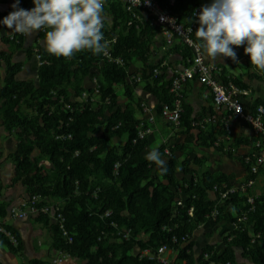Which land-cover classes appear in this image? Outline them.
<instances>
[{"label": "trees", "instance_id": "trees-1", "mask_svg": "<svg viewBox=\"0 0 264 264\" xmlns=\"http://www.w3.org/2000/svg\"><path fill=\"white\" fill-rule=\"evenodd\" d=\"M158 1L177 15L181 23H196L195 31L199 28L195 10L212 3V0H174L173 4L171 0ZM19 7L31 10L33 0H20ZM13 10L12 5L0 10V21ZM130 21H133L131 25ZM103 22L105 36L117 37L112 51L114 56L124 58L125 66L105 60L102 53L94 55L87 50L71 59L49 55L42 44L45 32L41 30L36 45L28 50V57H36L35 49H38L44 62L38 66L35 78L19 80L24 63L14 61L12 55L0 50L4 62L0 119L17 140L9 154L13 166L11 182L6 185L0 177V217H8V205L2 200L5 190L20 183L26 198H41L39 206L60 203L72 242L63 235L52 214L40 213L32 218L48 229L56 252L69 253L79 264H225L228 261L236 264L237 249L254 264H264V166L252 173L243 155L235 154V147L252 144L253 139L235 136L228 151L223 145L218 147L216 142L225 131L204 121L207 113H215L213 96H209L208 110L195 112L186 101L185 92L180 124L175 126L167 121L169 125L189 135L199 130L195 140L199 148H214L230 159L239 160L246 173L243 181L253 179L254 184L245 191L230 193L223 200L218 193L212 196L215 184L233 186L243 181L232 173L193 170L187 158L180 161L174 155L176 150L184 152L185 143L171 145L170 154L165 152L166 144L160 145L159 153L169 157L167 172L162 174L160 167L144 155L149 139H138L142 122L138 113L142 112L143 101L136 99L133 92L142 85L157 100L153 108L155 118L164 119V104L174 103L170 93L172 78L166 77L162 62L146 64L141 76L134 77L129 74V66L138 54L147 60L145 52L148 53L157 35L164 37V29L162 25L151 24L148 18L144 17L143 21L134 18L121 0H107ZM18 37V42L10 37L4 41L21 47L23 34ZM193 38L196 41L195 32ZM165 44L168 54H179L184 66L191 65L193 51L188 44L180 39L173 43L165 39ZM244 47L233 46V50L237 60H244L241 66L246 81L244 75L232 76L225 66H217L222 69L220 77L224 83L231 81L252 89L253 82L264 83V72L251 65ZM224 58L236 66L231 58ZM155 67L160 68V73L154 76ZM147 68H150L148 74ZM93 81L95 85H90ZM84 91L88 92L86 99L82 97ZM123 94L127 97L124 107L119 102ZM253 97L252 108L264 104V99ZM189 135L187 140L191 138ZM116 139L123 140L121 146L112 145ZM118 161L121 165L116 174L114 167ZM194 161L201 163L197 157ZM179 167L191 177L180 180ZM259 180L262 181L260 192L255 193ZM249 196L254 197L253 204L249 203ZM178 198L183 200L181 206L177 205ZM215 209L218 214L213 219ZM108 211L111 213L106 215ZM209 221L230 225L222 237L224 250L220 253L216 245L208 244L196 254L192 234ZM5 225L18 239V246L2 233L0 242L11 253L21 255L24 250L21 233L10 222ZM124 229L131 231L128 239L118 235ZM162 245H168L176 253L172 262L140 256L142 250L150 248L156 253ZM27 264H48V261L35 258Z\"/></svg>", "mask_w": 264, "mask_h": 264}, {"label": "built area", "instance_id": "built-area-1", "mask_svg": "<svg viewBox=\"0 0 264 264\" xmlns=\"http://www.w3.org/2000/svg\"><path fill=\"white\" fill-rule=\"evenodd\" d=\"M127 11L132 12L133 17L139 21H143L144 17L151 20V24L162 25L164 31L163 35L168 43H173L176 39L182 40L185 44H188L193 51V58L190 66H182L176 68L172 75V81L170 86V93L173 95L174 103L164 104L162 109L163 118L173 123L175 126L180 124L181 114L183 112L182 99L185 94V88L188 81H198L199 83L205 85L209 93L213 96V104L215 106V113H207L204 119L205 123H214L218 127H221L225 131V135H222L216 142L219 147L224 146L225 150L228 151L230 148L229 142L233 140V127L236 120H243L247 122L251 128L250 138L253 139V143L249 144L248 151L243 154V161L245 164L250 165L252 173H257L261 166H264V104H258L255 108L251 107V104L255 97H250L252 89L242 88L238 85L233 84L231 81L229 84L224 83L220 75L221 70L217 65L212 63L208 58L204 57L196 48L189 44V40L195 42L193 34L196 29V23L186 25L181 23L177 15L173 14L168 7H163L158 0H149L148 4L144 3V0H121ZM141 2V3H140ZM174 0H171L173 4ZM107 0H105L104 7L106 6ZM140 3V4H139ZM202 8L198 7L195 10L194 15L198 17L200 10ZM103 16V14H102ZM164 17L165 19H161ZM133 20V19H131ZM133 21L129 22V25ZM104 24V22H103ZM103 30V29H102ZM103 32V31H102ZM104 34V33H103ZM11 39L18 42V33H14L10 37ZM105 40L108 42L105 51L102 53L105 60L114 62L119 66H125L126 61L122 56H114L113 45L117 40V37L108 38L104 34ZM36 50V58L38 59V66L44 61L42 55ZM164 66V63L162 64ZM160 73V68H154V76ZM130 74V72H129ZM4 77V72L0 71V80ZM138 80L140 77L137 78ZM82 97L86 99L88 97V92L84 91ZM142 112L145 115L142 118L140 129L138 132V139L148 138L153 133V126L155 125L156 118L154 113V106L150 105L148 102L143 101L141 103ZM147 125H145L146 123ZM204 125V123H201ZM59 137V136H58ZM71 137V135H69ZM167 154L170 151L166 150ZM121 162L118 161L114 167L115 173H118ZM197 180V176H195ZM254 184L253 179L243 181V183H238L233 186H229L227 183L215 184L211 193L216 196L218 193L221 200L225 199L230 193H236L238 191H245L248 187ZM41 198L34 196L30 198H24L19 204L13 205L8 209V217L10 219H25L28 217H36L40 213H50L63 233V235L68 239L69 242L73 241V236L68 232L65 226V217L62 213L61 206L59 202L50 205L39 206ZM220 200L219 203L222 201ZM249 203H254V197H248ZM183 200L178 198L177 205L181 206ZM254 207H250L253 209ZM193 208L190 209V214H192ZM111 211L106 212L109 215ZM218 210L215 209L212 213L213 219H216ZM2 219L0 217V233L8 237L15 247L18 246V239L11 231L7 228L5 223L9 222V218ZM241 220V219H240ZM235 226V225H234ZM131 231L129 229H124V231H119L118 235L128 239L130 237ZM187 237L184 238L185 242ZM174 241L177 238L174 237ZM169 252L175 255V252L171 250L168 245H162L158 248L157 252L154 253L150 248H146L140 252V256L148 257L150 259H158L163 263H170L174 260L171 257H165L164 253ZM209 256V254H206ZM71 256L66 252H58V254L48 261V264H67L71 260ZM0 264H2L0 262ZM27 264V263H25ZM213 264V263H211ZM225 264H232L228 261Z\"/></svg>", "mask_w": 264, "mask_h": 264}, {"label": "crops", "instance_id": "crops-1", "mask_svg": "<svg viewBox=\"0 0 264 264\" xmlns=\"http://www.w3.org/2000/svg\"><path fill=\"white\" fill-rule=\"evenodd\" d=\"M15 2V0H0V10H6L10 5H12ZM14 35L13 32H11L10 29H8L5 25H0V50L4 51L6 53H9L12 55L14 61H22L24 63L22 70L19 74H23L22 76H18L19 80L23 79H30L35 78L37 75V69H38V59L34 57H28V50L32 47H34L38 40V32L34 33L31 37L23 35V45L21 47H16L14 44L8 43L7 41H4V39H8V37H11ZM17 35V33H16ZM161 39V41H160ZM42 40H40L41 42ZM148 53L145 52V55L147 57V60L144 61V59L138 54L132 62H130L129 66V72L134 77L135 75H140L142 70L145 68V65L153 66L158 62L164 63L163 70L165 71L166 77L170 79L173 75L174 70L178 67L184 66L182 63L181 56L176 53H167V47L165 44V38L157 35L155 39L153 40L152 44L149 45ZM139 52V51H138ZM212 63L215 65H221L225 66L231 74V67H238L239 69L242 68L241 65H243L242 59L238 60L239 63H236V66H233L231 63H229L224 57H217L215 59L208 58ZM146 65V66H147ZM0 66L4 68V62L3 59H0ZM4 69H2L3 71ZM150 68H147V74L149 73ZM4 72V71H3ZM18 74V75H19ZM244 75V73H242ZM241 74V75H242ZM232 75V74H231ZM241 75H238L240 77ZM139 76V77H140ZM24 77V78H22ZM246 76L244 75L243 80L246 81ZM254 83H252V93L250 97L256 96L264 99V91L258 90V92H255L254 89ZM187 91L185 94L186 101L191 104L195 110V112H202L203 108H206L208 110L211 105L210 99V93L208 88L199 83L198 81H192L189 82V84L186 85ZM134 96L136 99H142V101L148 102L150 105L154 106L157 103L156 98L153 95L148 94L146 91H144L142 85L137 86L134 88ZM127 100V97L123 94L119 98L120 104L124 107L125 102ZM139 117L142 119L145 117L143 112H139ZM0 177L4 181L6 185H8L11 182V175H12V162L11 160L8 161L7 158L9 154L14 151L10 150L6 152V149L1 147L2 144L7 143L12 144L14 142L17 143L16 137L14 135H11L4 127L2 123H0ZM174 128V129H173ZM171 127L169 123L165 119H158L156 118V122L154 125L153 135L150 136L149 139V145L144 150V155L146 156L147 153H149L151 150L156 149L159 151V147L162 144V142L157 144V139L164 136L165 138L170 137L171 134L176 131L175 127ZM192 132L195 133V140L196 136L199 133L198 130H193ZM182 134H178L177 138H171L170 137V145H174L177 143H184V141L187 139L188 135L187 133L181 132ZM251 135V128L249 124L243 120H236L234 122L233 127V136H250ZM157 140V141H156ZM174 140H176L174 143H172ZM232 143V142H231ZM11 146H9V149ZM249 147L247 144H240L237 147H235V154L236 155H243L248 151ZM170 151L169 147L166 146L165 152ZM6 153V154H5ZM219 153L214 148H200L199 153H197V156L194 158H201V165L196 166L197 164H194V159L191 156L185 157L184 153L181 150H176L174 155L180 160L188 159L191 164L190 168H192L195 171H204L205 168L212 172H225V173H232L235 175L237 180L244 179L245 178V171L243 164L237 160V159H230L227 156H224L223 154H219L220 156H217L216 154ZM161 155V154H160ZM161 158L168 162L169 157L168 155H161ZM235 160H237L242 167V170H239V167L236 165ZM212 161L216 164L215 169L210 166L212 164ZM206 162L207 165L206 166ZM205 166V167H204ZM240 167V169H241ZM181 168V167H179ZM178 168V170H179ZM202 168V170H200ZM183 170V168H181ZM206 170V169H205ZM179 173V171H178ZM183 173V172H182ZM183 178L189 179L191 177L190 174H183ZM180 180L183 178L179 177ZM241 181V180H239ZM212 196L214 194L211 193ZM24 198H26V193L24 192V188L20 183H17L13 187H8L5 190V193L2 197V200L8 205V209L16 204H19ZM9 218V217H8ZM9 222L19 230L21 233V236L24 240V250L21 253V255H15L11 253L10 251L4 252L0 249V262L2 264H21V263H27L31 259L38 258L40 260H49L50 258L56 256L58 252L54 250L52 246V239L51 236H49L50 241V250L48 252L49 247L45 246L42 243L41 238L39 235L43 233L41 231V223L34 222L32 217H28L25 219H10ZM227 227H230L229 224L225 223H214L213 221H209L203 225H201L197 230L194 231L192 234V241H194V251L196 254L200 253V251L208 244L216 245L217 251L222 253L224 250L223 245V235L222 231L226 229ZM47 231L48 229L45 228ZM49 233V231H48ZM50 235V233H49ZM49 254V256L47 255ZM51 254V257H50ZM67 264H79V261L71 259L67 262ZM236 264H254L250 259L244 258L241 255V249H237V260Z\"/></svg>", "mask_w": 264, "mask_h": 264}, {"label": "clouds", "instance_id": "clouds-1", "mask_svg": "<svg viewBox=\"0 0 264 264\" xmlns=\"http://www.w3.org/2000/svg\"><path fill=\"white\" fill-rule=\"evenodd\" d=\"M19 3L15 0L14 10L0 23L13 33L29 37L43 30L42 44L47 54L71 59L86 50L94 55L105 51V0H33L31 10L20 8ZM198 23L196 41L189 40V44L204 57H228L239 63L233 46L246 45L244 52L251 65L264 72V0H212L200 10ZM146 159L159 166L162 174L167 172L158 150H151Z\"/></svg>", "mask_w": 264, "mask_h": 264}, {"label": "rangeland", "instance_id": "rangeland-1", "mask_svg": "<svg viewBox=\"0 0 264 264\" xmlns=\"http://www.w3.org/2000/svg\"><path fill=\"white\" fill-rule=\"evenodd\" d=\"M160 41H161V39H160ZM242 62H244V60L242 59ZM2 69H4L3 67H1L0 66V71H2ZM4 71V70H3ZM230 71H231V74H232V76H238V75H241L242 73H244L245 74V71H244V69L243 68H238V67H234V68H232L231 67V69H230ZM22 76L23 74H19L18 76ZM243 75V74H242ZM22 78H24V77H22ZM90 85H95V81H93L92 82V84H91V82H90ZM254 89H255V92L257 93L258 92V90H262V91H264V83L263 82H255L254 83ZM122 92V91H121ZM0 123H2V120L0 119ZM1 125V124H0ZM153 128H154V126H153ZM154 133V132H153ZM153 133L151 134V135H153ZM178 134H182L181 133V131H179V130H174V132L171 134V138H177V136H178ZM195 135V133L194 132H192V134H190L189 136L191 137L190 139H186L185 141H184V143H185V145H186V149L184 150V156L185 157H188V156H191V157H195V156H197V153H199V146H197L196 145V143H195V138H194V136L192 137V135ZM150 135V136H151ZM150 136L148 137V138H150ZM170 137H167V138H165L164 136H162L161 138H159V139H157L156 141H157V144L158 143H160V142H162V144H166L168 147H170L171 145L169 144V142H170ZM234 137L235 136H233V140H234ZM233 140H231V142L233 141ZM176 140H174L172 143H174ZM231 142H229V144L231 145ZM123 143V140L122 139H116V140H114V142L112 143V145H116V146H121V144ZM161 144V143H160ZM177 144H181V143H177ZM6 145V143H4V144H2L1 145V147H2V149L3 148H5L6 149V152H8V151H10V150H13V149H15V147H16V143L14 144V142L12 143V144H8L7 143V146L8 147H6L5 146ZM174 145H176V144H174ZM174 145H172V146H174ZM9 146H11V148L9 149ZM37 151H35V155H37ZM6 154V153H5ZM220 153H217L216 155L217 156H220L221 157V155H219ZM199 158V157H198ZM195 159V158H194ZM194 159H192V161H193V166H195L194 164H197L196 166H199V165H201V163H197V162H195L194 161ZM201 159V158H200ZM7 160L8 161H10V159H9V156H8V158H7ZM165 160V159H164ZM188 160V159H187ZM189 161V160H188ZM191 161V162H192ZM235 163H236V165L239 167V170H242V167H241V164L237 161V160H235ZM206 166H208L207 165V162H206ZM210 166H212V168L213 169H215V166H216V164L212 161V164H210ZM205 167V166H204ZM240 167H241V169H240ZM182 168V167H181ZM181 168H179V173H178V175H179V177H181V178H183L182 177V175L184 174V172H183V170H181ZM205 169H207V168H205ZM204 169V170H205ZM200 170H202V168L200 169ZM183 172V173H182ZM199 172V171H198ZM200 173H201V171H200ZM239 180H241V181H243V178L242 179H239ZM241 183V182H240ZM257 187H255V189H254V191H255V193H259L260 192V187H261V185H262V181L261 180H259V182H257ZM13 187V186H12ZM17 205V204H16ZM42 225V224H41ZM41 231L43 232V233H41L40 235H39V237L41 238V240H42V243L45 245V246H47V247H49V249H48V252H49V250L51 249L50 248V241H49V233H48V231L45 229V227L42 225L41 226ZM222 233H225V229L222 231ZM52 247V246H51ZM0 249L1 250H3L4 252H8L9 250H8V248L2 243V242H0ZM48 256H49V254H47ZM164 256L165 257H171V256H173V254H171V253H169V252H166V253H164ZM175 256H176V253H175V255L172 257V258H175ZM50 257H51V254H50ZM79 263H80V261H79ZM81 263H84V262H81ZM22 264H25V263H22Z\"/></svg>", "mask_w": 264, "mask_h": 264}, {"label": "water", "instance_id": "water-1", "mask_svg": "<svg viewBox=\"0 0 264 264\" xmlns=\"http://www.w3.org/2000/svg\"><path fill=\"white\" fill-rule=\"evenodd\" d=\"M199 131V130H198Z\"/></svg>", "mask_w": 264, "mask_h": 264}]
</instances>
